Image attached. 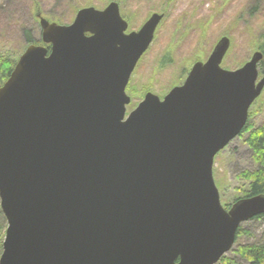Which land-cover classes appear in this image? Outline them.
I'll use <instances>...</instances> for the list:
<instances>
[{"label":"water","instance_id":"95a60500","mask_svg":"<svg viewBox=\"0 0 264 264\" xmlns=\"http://www.w3.org/2000/svg\"><path fill=\"white\" fill-rule=\"evenodd\" d=\"M38 18L44 46L0 88V264H219L264 216V196L226 210L214 179L263 93V53L227 71L223 38L182 87L128 115L127 88L164 16L130 33L118 3L70 26Z\"/></svg>","mask_w":264,"mask_h":264},{"label":"rangeland","instance_id":"374dc122","mask_svg":"<svg viewBox=\"0 0 264 264\" xmlns=\"http://www.w3.org/2000/svg\"><path fill=\"white\" fill-rule=\"evenodd\" d=\"M111 3L119 4L129 33L139 32L154 14L164 16L152 45L131 77L128 114L147 94L164 100L173 89L182 87L194 66L205 64L223 38L231 43L222 64L227 71L239 70L255 53H263L264 0H0V56L18 63L31 45L43 46L39 16L49 23L70 26L79 11H104ZM258 71L260 81L264 78V59ZM6 82L0 81L3 85ZM249 126L252 131L264 126V90L250 110ZM248 135L241 134L215 158L214 179L227 210L245 199V174L257 169L254 153L246 144ZM240 229L245 234L224 257L247 264L238 256V247L264 243V219H254Z\"/></svg>","mask_w":264,"mask_h":264},{"label":"trees","instance_id":"16d2710c","mask_svg":"<svg viewBox=\"0 0 264 264\" xmlns=\"http://www.w3.org/2000/svg\"><path fill=\"white\" fill-rule=\"evenodd\" d=\"M118 1L122 2L124 0ZM30 40L31 39H28L27 41L29 42ZM41 45L44 46V44ZM262 51L264 53V47L262 48ZM16 63L17 62L13 59H3V57L0 56V81L2 83L9 79L14 67L16 66ZM2 85L3 84L0 83V87H2ZM252 129L253 128H251L248 123L242 132V136L249 133L246 139V144L253 151L254 160L257 163V169L254 172L245 174L246 181L248 182V190L244 197L245 199L264 196V126H261L253 131ZM259 219H264V216L256 218L255 220ZM6 230L7 221L2 213V210L0 209V259L3 253V244L6 236ZM244 234L245 233L240 229L237 234V241ZM248 237H252V235L249 234ZM237 254L247 264H264V243L258 245L239 246ZM220 264L236 263L224 257Z\"/></svg>","mask_w":264,"mask_h":264},{"label":"flooded vegetation","instance_id":"af4514ba","mask_svg":"<svg viewBox=\"0 0 264 264\" xmlns=\"http://www.w3.org/2000/svg\"><path fill=\"white\" fill-rule=\"evenodd\" d=\"M128 114V113H127ZM129 115V114H128Z\"/></svg>","mask_w":264,"mask_h":264}]
</instances>
